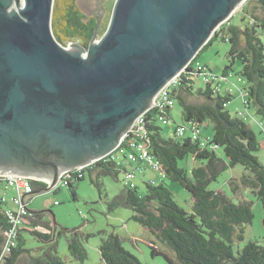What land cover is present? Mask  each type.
Returning a JSON list of instances; mask_svg holds the SVG:
<instances>
[{
  "label": "water",
  "instance_id": "obj_1",
  "mask_svg": "<svg viewBox=\"0 0 264 264\" xmlns=\"http://www.w3.org/2000/svg\"><path fill=\"white\" fill-rule=\"evenodd\" d=\"M54 1L0 0V175L51 167L30 176L49 190L112 152L247 0H116L103 36L97 17L88 47L69 49L52 29Z\"/></svg>",
  "mask_w": 264,
  "mask_h": 264
},
{
  "label": "trees",
  "instance_id": "obj_2",
  "mask_svg": "<svg viewBox=\"0 0 264 264\" xmlns=\"http://www.w3.org/2000/svg\"><path fill=\"white\" fill-rule=\"evenodd\" d=\"M248 1L252 2V9L243 6L240 21L222 24L205 46L218 38L229 44V63L223 68V76L229 75L233 64L240 61L238 77L243 79L241 87L247 92V105L264 120V42L260 36V31H264V0H247L246 4ZM97 24L96 17L87 16L81 10L78 0L54 1L52 29L61 44L77 40L88 47ZM198 55L181 74L179 84L172 88V92L187 121V125H178L189 126L192 123L200 127L206 122L212 126V137L204 147L200 144L203 139H194L190 131L184 137L176 133L175 137H166L158 124L156 110H149L144 125L153 155L160 161L165 176L157 183H152V178L145 179L147 189L144 193L137 183L133 188L126 186L109 202V207L114 209L122 205L131 208L132 219L146 227L166 247L162 250L153 245L152 253L162 254L168 264H264V244L259 241L250 240L237 250L234 247L235 237L244 239V224L252 222V202L246 199L235 202L223 191L210 187L224 170L238 164L244 166L246 173L240 178H231L232 190L238 194L242 187H246L258 197L263 208L264 225V165L257 155L260 141L244 117L229 111L227 104L233 99L232 93L221 92L210 83L205 87L197 85L192 71ZM183 92L202 98V101H188ZM171 109H168V114L173 119ZM188 156L196 162L190 171L179 165V161ZM127 167L119 163L112 153L86 167L81 176L76 174L68 178L67 185L76 199L73 182L84 179L86 171L100 191L102 176H117ZM166 179L179 182L190 192L192 201L188 208L176 201ZM33 186L35 192L46 187V183L33 180ZM48 211L28 215L26 227L21 229L29 230L47 242V249L42 253L34 252L33 248L25 246L26 239L20 233L17 245L6 250V231L10 223L5 209L0 206V264H65L57 253L53 216L47 215ZM39 227L44 230H39ZM89 235L80 228L71 230L68 247L77 260L87 258L83 239ZM100 252L104 264H145L124 247L121 237L114 232L102 240Z\"/></svg>",
  "mask_w": 264,
  "mask_h": 264
},
{
  "label": "rangeland",
  "instance_id": "obj_3",
  "mask_svg": "<svg viewBox=\"0 0 264 264\" xmlns=\"http://www.w3.org/2000/svg\"><path fill=\"white\" fill-rule=\"evenodd\" d=\"M116 0H78V4L81 10L87 16L97 15L99 8L105 11V14L100 18L101 24L97 31V38L100 39L105 33L113 7ZM247 2V1H246ZM246 2L240 6L234 13L232 18L233 22H239L243 14V6L251 10L252 2ZM260 36L264 42V31H260ZM76 42L81 44L77 40L67 41L63 46H70V43ZM229 44L222 41L220 38L215 39L209 45H204L197 57V60L211 68L214 74L218 76L215 79V85L220 83L223 85V89H231L233 99L228 104V109L233 115H238V112L249 111L252 115L253 110L246 108L244 105V97L242 95V83L238 81V71L241 68L240 61H236L233 64V70L230 71L229 76H223V68L229 63L227 52ZM86 55V52H85ZM196 67V64H195ZM203 75L196 80L198 86L205 87L206 83L202 81ZM185 94V98L188 101L198 102L202 101V98H198L192 94ZM171 115L173 117L169 124H163L158 121V124L162 127V132L166 137H175V128L178 124L187 125V121L184 120L182 114V106L176 101L175 105L171 109ZM258 116L255 114L254 118L246 116L245 121L249 123L256 131L259 141L260 149L257 151V155L260 161L264 165V130L257 125ZM264 121V120H263ZM201 138L206 139L212 137L213 129L208 123H204L200 126ZM190 134L189 131L186 135ZM116 158L119 163L124 166H130L126 159H123L122 154L115 149ZM222 154V150H219ZM123 159V160H122ZM196 162L192 156H188L185 160H180L179 165L186 167L189 171ZM247 170L244 166L238 164L233 168L224 170L218 179L210 185L213 189H218L226 193L233 201L238 202L242 199H246L252 202V209L254 217L251 223L244 224V239L237 240L234 244L235 250L242 248L250 240H257L264 244V225H263V208L261 201L258 197L251 192L250 189L242 187L238 194H235L230 184L231 178H240ZM95 176V173H92ZM161 171L152 167L146 168L145 173H138L136 177V183L141 192L146 191L145 179L154 178L159 182ZM35 180V179H34ZM171 186L176 201L184 208H188L191 204V194L177 181H171L166 179ZM101 190L91 181L89 171L85 172V178L82 180H74L73 184L76 187L77 197L73 198L71 190L66 182L61 181L57 186V190L45 189L40 192L33 193L30 197L33 198V202L29 206L31 210H49L47 215L53 216L54 225L56 230L54 231L55 240L57 242V253L63 259L65 264H104L100 245L102 240L107 238L111 233H117L123 242L126 249L134 253L145 264H168L167 260L162 254H153L152 246L154 245L158 249L166 250V247L162 245L146 227L139 222L132 219L133 210L129 207L118 206L114 209H110L109 202L117 196L125 187L126 179L125 172L121 170L117 176L107 174L100 178ZM2 192L8 198L15 195L16 191L13 188L4 187L1 188ZM1 198V196H0ZM56 201V203H55ZM6 208L8 205L3 204ZM25 227V226H24ZM74 228H80L85 234H90L87 239H83L84 245L87 250V258L84 261L77 260L73 257L69 251L68 240L71 235V230ZM39 230H44L39 227ZM21 235L26 239V247L33 248L34 252L42 253L47 249V242L38 238L29 230H22ZM155 244H152V243Z\"/></svg>",
  "mask_w": 264,
  "mask_h": 264
},
{
  "label": "built area",
  "instance_id": "obj_4",
  "mask_svg": "<svg viewBox=\"0 0 264 264\" xmlns=\"http://www.w3.org/2000/svg\"><path fill=\"white\" fill-rule=\"evenodd\" d=\"M234 13L229 18H227L222 23H220L217 26L216 30L220 29L222 24L223 25L229 24L232 21V16L234 15ZM191 63L192 61L186 66L185 69H183L180 73H178L157 93V95L153 100V104L151 108L136 118L131 128L123 134L118 145L116 146L115 149H117L118 152L122 154L123 159H126L130 164V166L127 167L125 171L126 186L130 188L136 186L137 174L145 172L146 168L149 167H152L156 170H160L161 171L160 178L165 176L160 161L157 159V157L153 155L152 147L150 146L148 141V130L144 125L147 117L146 113L149 110L154 109L156 110L155 115L158 121L162 122L163 124H169L172 121L170 115L168 114V109L173 108V106L176 103V97L172 92V88L178 86L181 78V74L183 72H186L188 66ZM195 64L193 66L194 71H192L193 74L192 78L196 81L198 78H200V75H203L202 81L205 82L206 85L210 83L213 87H217L218 90L222 92L223 89L221 88L222 86L220 85V83H217L215 85L216 82L215 79H217L218 76L215 75L214 72L210 70L207 66L201 64L199 61H197ZM228 76L229 75L225 77ZM238 81L243 83V79L240 77H238ZM224 92L232 93L231 89H227V88L224 89ZM242 95L244 97L243 98L244 105L246 108H248L247 92L243 88H242ZM238 115L244 118H246V116H248L249 118L255 117V116L253 117V115H250L248 110L245 112H238ZM256 122L257 125H259L262 128V130H264L263 121L257 120ZM188 131H190L191 136L194 139H200L201 129L199 126L195 124L190 123L189 126L178 125L175 128V133L179 137H184L188 133ZM208 140L209 139H206V141L202 140L200 142L201 146L204 147L208 143ZM115 149L112 152H110L108 155H111L113 153L116 156ZM108 155L102 158L108 157ZM94 163L88 164L86 166H78L76 168L62 172L59 175L57 183L52 187V190L56 189L61 181H64L66 182V184H68L67 182L68 178L75 176L76 174H79V176H81L84 170L86 169V167L91 166ZM144 165L146 166L145 169H144ZM33 180L34 179L32 177L25 175H14V174L0 175V184H2L5 189L13 188L16 191L14 196L8 198L5 195V192H2L0 188V196H1L0 204L8 205V207L5 208V212L10 223L9 228L6 231V237H7L6 250H8L11 246L17 245L18 238L21 233V229L24 226L26 227L25 224L26 218L28 215L32 214L29 210V204L31 201L30 196L34 193ZM151 181L152 183L158 182L154 178H152Z\"/></svg>",
  "mask_w": 264,
  "mask_h": 264
},
{
  "label": "flooded vegetation",
  "instance_id": "obj_5",
  "mask_svg": "<svg viewBox=\"0 0 264 264\" xmlns=\"http://www.w3.org/2000/svg\"><path fill=\"white\" fill-rule=\"evenodd\" d=\"M97 15H95V17H102L105 14V11L102 10V8H99L98 12L96 13ZM21 170H23V172L28 175V176H33V177H44V178H50L53 175V168L51 167H45V166H41L39 169L38 168H20ZM47 176V177H46Z\"/></svg>",
  "mask_w": 264,
  "mask_h": 264
},
{
  "label": "crops",
  "instance_id": "obj_6",
  "mask_svg": "<svg viewBox=\"0 0 264 264\" xmlns=\"http://www.w3.org/2000/svg\"><path fill=\"white\" fill-rule=\"evenodd\" d=\"M213 71V70H212ZM214 72V71H213ZM221 86H223V85H221ZM229 104V103H228ZM228 104H227V106H228ZM252 115H253V117L255 116V112H253L252 113ZM259 117V116H258ZM258 120H262L260 117L258 118ZM263 121V120H262ZM263 125H264V121H263ZM145 165H144V169H145ZM45 183V182H44ZM47 183H46V187H47ZM2 187H4L2 184H0V188H2ZM46 187H40V188H38L34 193H37V192H40L41 190H45L46 189ZM57 190V189H56ZM53 191H55V190H53ZM31 201H30V204H29V206L31 205V203L33 202V198L31 197V199H30ZM3 209H5L6 207L4 206V205H0ZM29 210H31V209H29Z\"/></svg>",
  "mask_w": 264,
  "mask_h": 264
},
{
  "label": "bare ground",
  "instance_id": "obj_7",
  "mask_svg": "<svg viewBox=\"0 0 264 264\" xmlns=\"http://www.w3.org/2000/svg\"><path fill=\"white\" fill-rule=\"evenodd\" d=\"M68 49H69V47H68Z\"/></svg>",
  "mask_w": 264,
  "mask_h": 264
}]
</instances>
